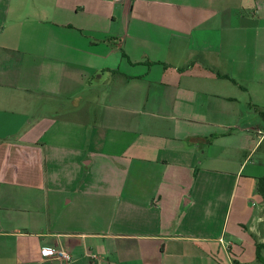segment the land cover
Segmentation results:
<instances>
[{
  "label": "crops",
  "instance_id": "crops-1",
  "mask_svg": "<svg viewBox=\"0 0 264 264\" xmlns=\"http://www.w3.org/2000/svg\"><path fill=\"white\" fill-rule=\"evenodd\" d=\"M259 112L264 0H0V264H260Z\"/></svg>",
  "mask_w": 264,
  "mask_h": 264
},
{
  "label": "trees",
  "instance_id": "trees-1",
  "mask_svg": "<svg viewBox=\"0 0 264 264\" xmlns=\"http://www.w3.org/2000/svg\"><path fill=\"white\" fill-rule=\"evenodd\" d=\"M223 79L229 80L232 83L236 84L234 80H232L229 77L223 76L221 77ZM259 115L261 117H264V113L259 112ZM215 138V137H212ZM256 194H258L262 201H264V177L259 178L256 183ZM255 256L256 261L260 264H264V242L261 243H255Z\"/></svg>",
  "mask_w": 264,
  "mask_h": 264
},
{
  "label": "built area",
  "instance_id": "built-area-1",
  "mask_svg": "<svg viewBox=\"0 0 264 264\" xmlns=\"http://www.w3.org/2000/svg\"><path fill=\"white\" fill-rule=\"evenodd\" d=\"M115 2H121L122 0H114ZM41 254L44 258L57 259L62 264H68L71 260L70 254L65 252L63 249L47 248L41 249Z\"/></svg>",
  "mask_w": 264,
  "mask_h": 264
},
{
  "label": "rangeland",
  "instance_id": "rangeland-1",
  "mask_svg": "<svg viewBox=\"0 0 264 264\" xmlns=\"http://www.w3.org/2000/svg\"><path fill=\"white\" fill-rule=\"evenodd\" d=\"M49 106H52V103L51 102H49ZM259 122H262L261 120H258ZM251 122V121H250ZM261 173H262V171H261ZM258 195V194H257ZM259 196V195H258ZM260 197V196H259ZM234 213H235V210H234ZM255 218H257V216L255 217ZM234 222H235V217H234V215L231 217V220H230V225H233L234 224ZM250 252V251H249Z\"/></svg>",
  "mask_w": 264,
  "mask_h": 264
}]
</instances>
